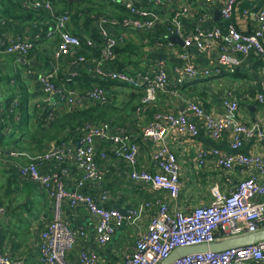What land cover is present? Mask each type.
Masks as SVG:
<instances>
[{
    "label": "built area",
    "instance_id": "1",
    "mask_svg": "<svg viewBox=\"0 0 264 264\" xmlns=\"http://www.w3.org/2000/svg\"><path fill=\"white\" fill-rule=\"evenodd\" d=\"M65 0H22L23 7L44 12L52 23L46 27L36 24V35L30 40L23 38L7 41L0 37V54L27 58L36 48L37 42L43 38L57 39L58 43L51 61L49 72L40 77V83L45 92L50 112L47 121L50 123L56 118L57 111L62 106H77L92 101L105 105L110 100L106 87L94 85L85 93L76 89L59 86L56 78L59 74L58 64L61 58L72 52L78 57L72 62L73 67L79 66L67 76V81H73L81 76L80 67L91 63L93 77L100 81H109L133 90H143L145 96L143 105H152L157 102L159 93H169L171 74L163 62L159 63L156 71L132 69L110 70L109 63L115 62L118 50L127 46L126 34L113 36L103 27H114L131 30L133 32L156 35L160 28L165 33L154 40L151 48L158 50H175V44L169 39L178 36L183 41L184 49L196 47L200 50L209 49L213 41H217L219 53L218 63L214 69H200L194 65L185 50L181 57L182 66L174 69L175 83L186 84L188 81L209 79L220 75L223 70H234L238 63L233 53L249 54L256 51L264 61V5L258 14L259 28L253 33L244 34L234 25H229L226 33L219 28L206 32L197 27L194 32L187 33L183 27L180 9L187 5H178L172 15L173 0H100L104 3L121 8L127 15L118 19L115 14L102 15L95 19L99 23L98 36L86 30L72 31V12L69 9L61 11L58 2ZM209 1V0H208ZM238 0H226L223 5L222 17L230 21ZM166 11H162L165 10ZM95 50L98 58L83 56L84 49ZM1 98V90H0ZM257 101L264 103V95H258ZM228 110L223 116H213L201 104L187 101L182 112H171L164 109L157 111L153 119L143 127L142 135L145 140L154 144L151 160L155 171L138 169L139 145L132 140L130 131L124 127L114 126L110 122L87 124L83 136L79 140V147L72 149L62 144L61 147L39 155L28 164H17L19 177L23 181L39 183L45 193L53 199V219L41 232V242L38 253L41 264H73L68 260L69 254L76 247L80 238L85 236L81 228H73L64 217L65 208L83 207L91 216L98 219L94 233L101 246H106L116 235L126 220L134 221L139 216V210L127 209L121 213L116 208H105L102 203L109 199L108 190L104 189L105 175L99 161H106L110 156L113 159L126 163L131 168L130 178L138 184L150 186L153 191L167 192L171 200L180 199L181 177L180 163L176 153L170 146L171 134L177 136L195 137L198 126L192 121L198 118L204 122L213 140L219 139L222 133L233 129L232 155H225L218 149L205 152L199 150L197 162L205 164L208 159L215 160L218 166L225 171H231L235 165L242 167L244 172L250 168H257L261 177L253 176L241 181L229 193H223L220 188L211 190L210 204L201 205L186 211H171L165 200L155 202L157 210L151 218L145 233L140 234L132 251L125 258L124 264H162L175 249L199 246L200 244L219 243L228 239L255 234L264 230V161L259 156H245L236 152L244 140L258 138L264 140V129L250 128L245 124L235 123L233 113L238 110V103L225 101ZM19 106V100L13 101L11 108ZM105 144L106 147L101 149ZM56 160L59 164L71 162L70 167H63L59 171L43 174L40 167ZM71 167L82 172L76 189H67L64 176H70ZM92 186L99 188L97 197L84 192ZM147 201L144 207H150ZM4 212L0 208V214ZM3 237L0 228V264H16L14 260L2 251ZM100 257L95 251H81L80 264H98ZM174 264H264V241L255 245L237 248L219 253H200L177 260Z\"/></svg>",
    "mask_w": 264,
    "mask_h": 264
},
{
    "label": "crops",
    "instance_id": "2",
    "mask_svg": "<svg viewBox=\"0 0 264 264\" xmlns=\"http://www.w3.org/2000/svg\"><path fill=\"white\" fill-rule=\"evenodd\" d=\"M225 1L173 0L172 9L169 13L173 15L175 10L179 9L178 5H187L186 9H180V12L184 24L183 29L188 34L194 32L197 27L206 32L219 28L223 33H226L231 24L244 34L253 33L259 28L258 14L264 5V0H238L230 21H226L222 17L221 9ZM72 3L69 2L70 5ZM111 8L114 11L108 14H115L118 19L126 15L121 8L110 5L105 7L106 11H110ZM59 9L63 11L68 8L64 9L60 5ZM74 10L75 8H73V13ZM162 11H166V9ZM1 15L0 12V37L7 41L16 38L30 40L36 35L38 29L36 24L48 27L52 23L50 19L39 22L30 21L29 23L8 21L1 18ZM91 17L99 18L98 15L94 14ZM70 27L74 31L73 24ZM99 27L97 25V29ZM103 27H106L113 36L126 34L128 37L127 46L118 53L116 60L121 69L124 67V70L156 71L159 63L163 62L172 76L169 93H159L156 103L152 105L142 104L143 106L138 108L136 112L127 116L128 121L124 125H117L109 121L114 126L126 127L131 133L132 140L138 143L139 170H156L151 160L154 144L145 140L142 135L143 127L156 113L154 110L164 109L178 113L186 108L187 101H194L201 104L214 117H219L228 112L224 102L235 101L238 103V110L232 115V120L235 123L245 124L250 128L264 129V103L257 101L258 95H264V61L256 51H250L247 55L232 52L238 58V63L232 71L227 68L220 75H214L212 78L198 79L177 85L174 69L184 64L181 57L184 51L188 50L192 63L200 69H214L218 63L219 48L217 41H213L212 46L207 50H200L196 47L184 49V47L175 44L174 51L167 49L156 51L151 48L156 35L137 33L110 25ZM43 37L37 42L36 48L27 58L0 54V197H6L5 202L8 204L7 207L3 208L4 212L0 214V228L3 237L2 251L11 257L16 264H41L38 253L41 242L40 234L53 219V199L45 193L39 183L23 181L18 172L15 173L17 164L33 163L39 155H43L53 148L61 147L56 140L65 139V136L53 135L49 130L51 123L47 121V117L50 107L39 80L51 68V61L58 40ZM98 55L95 50L83 51V56L86 57L98 58ZM76 57H78V53L72 52L61 58L58 64L57 85L85 93L94 85L103 84L110 97L109 102L105 105L110 103L116 105L117 98L123 93L128 96L130 93H144L143 90L136 91L130 87L95 79L92 74L91 63L79 68L81 76L78 79L68 82V74L72 69L79 67H73L72 62ZM107 69L119 70L114 62L109 63ZM143 98L141 102H143ZM16 99L19 100L18 107L21 106V110H15L17 112L13 119L9 107ZM93 105L105 106L92 101L77 106H62L57 111L56 118L58 115L75 110H84ZM26 118H28V129L21 131L20 128L16 127L17 120ZM192 121L198 126L197 136L171 134L169 137L170 146L180 163L181 197L178 201L171 200L167 192H156L150 186H143L135 182L130 178L131 168L126 163L115 160L112 156L106 161L98 160L105 175L104 189L109 192V199L102 203L103 207L116 208L123 213L127 209H136L139 210V216L134 221L126 220L124 225L117 230L113 240L108 245L101 246L94 233L98 219L91 216L83 207L73 209L66 207L64 217L69 221L70 226L85 231V236L79 239L76 247L68 256L71 263L80 264V252L91 250L99 253L98 264H124L125 258L132 251L138 236L145 233L151 218L154 216L157 210L155 202L158 199L165 200L171 211H186L210 204L212 201L211 190L214 187L218 186L223 193L227 194L241 181L253 176L261 177L257 168H250L244 172L242 167L235 165L231 171H225L212 158L208 159L205 164H199L196 158L199 150L208 152L218 149L225 155L234 154L235 151L232 150L233 129L224 131L219 139L213 140L202 120L193 118ZM79 140L80 137L70 136L69 139L60 142V144L75 149L79 147ZM105 147L106 145L103 144L101 149ZM236 152L245 156H259L264 161V140L258 138L244 140ZM70 166L71 162L65 161L64 164H59L54 160L49 164L42 165L40 170L43 174H50ZM14 175L18 177L15 179L17 186L13 182ZM81 175V171L71 167L70 176H64L66 188L69 190L76 189ZM99 191V188L92 186L84 189L85 193H90L94 197H97ZM11 192L13 194L8 199L6 194ZM192 198L193 204L189 200ZM200 198H202L201 201ZM147 201L151 202V206L145 208L144 204ZM20 213L23 214L24 219L29 220L30 224L29 228L22 231Z\"/></svg>",
    "mask_w": 264,
    "mask_h": 264
},
{
    "label": "trees",
    "instance_id": "3",
    "mask_svg": "<svg viewBox=\"0 0 264 264\" xmlns=\"http://www.w3.org/2000/svg\"><path fill=\"white\" fill-rule=\"evenodd\" d=\"M70 0L60 1L58 2V5L63 6V8H68L71 12L73 11V8H75L74 13L72 12V22H73V29L74 32L80 31V30H86L88 32H91L94 34V36H98L97 32V25L95 24V19H93L91 16L98 15L100 17L103 13V15H107L109 11H106L105 7L108 5L101 2L100 5H95L93 0H78L77 3L73 2L72 5L69 4ZM95 5V7H94ZM65 6V7H64ZM105 6V7H104ZM112 7V6H111ZM0 12L2 13L1 18H4L8 21H20V22H26L29 23L32 22H39L41 20H47L50 19L44 12L36 11L32 8H25L23 7L22 0H0ZM114 11L113 8L110 9V12ZM125 12V11H124ZM127 15V13H126ZM121 16L120 18H122ZM39 25V24H38ZM73 31V30H72ZM165 31L163 28L159 29L158 34H156V38L162 37L164 35ZM155 38V39H156ZM154 42V41H153ZM153 44V43H152ZM87 50V49H84ZM122 49L118 50V53L121 52ZM85 55V53H84ZM115 64H117V67L119 70L121 69L120 65L115 61ZM102 86H104L102 84ZM144 96V93L141 94H129V102H128V109L125 111H121L116 105L113 103H110L105 106H98L93 105L91 107H88L84 110H75L70 111L68 113H64L62 115H58L57 118H55L53 121H51L50 125V131L53 135H62L65 136V139H58L56 140L57 144H60V142L66 141L69 139L70 136H77L82 137V133L87 127V124H99V123H105L108 121H112V123L117 125H124L127 120V116H129L131 113H134L137 111L138 108L143 106L141 100ZM113 104V105H112ZM9 111L11 113V117H14L16 112L13 108L9 107ZM19 108V109H18ZM17 110H21V106L17 107ZM154 112H157V110ZM154 116V115H153ZM153 117L151 118V120ZM16 127L20 128L21 131H24V129H28V118L23 120H17ZM1 134V132H0ZM1 136V135H0ZM16 173V171H15ZM18 177L16 175L13 176L14 183L17 186V182L15 179ZM13 192L6 194L8 199L11 198V195ZM6 198V197H5ZM5 198L0 197V208H5L8 206L7 202H5Z\"/></svg>",
    "mask_w": 264,
    "mask_h": 264
},
{
    "label": "water",
    "instance_id": "4",
    "mask_svg": "<svg viewBox=\"0 0 264 264\" xmlns=\"http://www.w3.org/2000/svg\"><path fill=\"white\" fill-rule=\"evenodd\" d=\"M72 2H78V0H71L70 3ZM97 25L99 26V23H97ZM169 40L174 44H178L183 47V41L178 36H172ZM120 212L123 213V211ZM262 241H264V230L252 235L237 237V239L224 240L219 243L200 244L199 246L177 248L167 259L164 260L162 264H174L177 260H180L183 257L200 255V253L207 252L219 253L222 251L255 245L256 243Z\"/></svg>",
    "mask_w": 264,
    "mask_h": 264
},
{
    "label": "rangeland",
    "instance_id": "5",
    "mask_svg": "<svg viewBox=\"0 0 264 264\" xmlns=\"http://www.w3.org/2000/svg\"><path fill=\"white\" fill-rule=\"evenodd\" d=\"M93 2L95 3V5H100L101 2L99 0H93ZM94 5V7H95ZM110 12V11H109ZM108 12V13H109ZM128 101H129V96L125 93H123L122 96L118 97L117 98V101L115 102L116 103V106L121 110V111H125L126 109H128L129 105H128ZM109 122V121H108ZM190 201H192V204H193V198L192 199H189ZM200 201L202 200V198L199 199ZM195 202V201H194ZM19 218L21 219V231L25 228H29V220L27 219H24L23 218V214L20 213L19 215Z\"/></svg>",
    "mask_w": 264,
    "mask_h": 264
}]
</instances>
